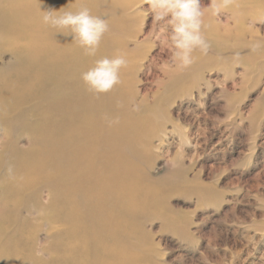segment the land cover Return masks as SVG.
Here are the masks:
<instances>
[{"label": "rangeland", "instance_id": "obj_1", "mask_svg": "<svg viewBox=\"0 0 264 264\" xmlns=\"http://www.w3.org/2000/svg\"><path fill=\"white\" fill-rule=\"evenodd\" d=\"M24 1L0 0V82L14 75L29 41L20 22L27 17L18 10ZM126 1L122 42L132 55L124 93L137 125L136 166L146 194L133 216L120 209L119 224L130 236L114 246L132 261L118 264H264V0H237L218 17L206 13L210 48L195 51L185 68L172 63L156 38L160 26L143 0ZM20 102L0 95V264L22 257L11 237L34 249L49 245V224L35 211L48 203L49 184L39 178L14 189L16 167L39 146L30 123L35 100ZM7 251L17 257L8 259Z\"/></svg>", "mask_w": 264, "mask_h": 264}, {"label": "bare ground", "instance_id": "obj_2", "mask_svg": "<svg viewBox=\"0 0 264 264\" xmlns=\"http://www.w3.org/2000/svg\"><path fill=\"white\" fill-rule=\"evenodd\" d=\"M112 2L25 0L19 5V12L27 17L20 22L29 41L20 49L14 75L0 82V95L15 96L21 100L19 105L29 98L35 100L30 123L39 146L34 147L35 153L28 151L30 160H21L16 167L14 189L28 188L40 178L50 190L48 203L35 207L37 217L49 224V245L34 249L20 236L11 237L22 250L17 264H56L54 254L62 264L132 261V254L121 253L114 246L130 236L129 228L119 224L120 209L127 211L125 218L133 216L135 203L146 194L140 191L143 182H139L136 166L137 125L130 119L129 98L124 93L126 67L120 70L121 83L99 96L89 92L81 79L97 59L121 54L128 60L132 55L122 42L127 1ZM81 7L109 24L95 57L84 55L71 36L42 22L44 11L54 10L59 15ZM115 11L119 15L111 19L109 15ZM54 223L61 226L57 233L53 232ZM4 256L15 258L17 253L7 251Z\"/></svg>", "mask_w": 264, "mask_h": 264}, {"label": "clouds", "instance_id": "obj_3", "mask_svg": "<svg viewBox=\"0 0 264 264\" xmlns=\"http://www.w3.org/2000/svg\"><path fill=\"white\" fill-rule=\"evenodd\" d=\"M237 0H210L207 6L201 0H143L148 6L154 25L160 26L157 39L171 52V61L178 67L190 66L193 53L199 50L207 54L210 45L203 33L206 13L218 17L235 5ZM42 22L65 36L83 49L84 55L95 57L104 35L109 32L105 18L94 16L87 7L77 11H65L57 15L54 10L44 11ZM127 59L117 54L112 58L97 59L94 66L81 74L87 90L97 96L106 94L121 83L120 70L127 67ZM133 110L139 108L134 106ZM12 166L7 168L9 176Z\"/></svg>", "mask_w": 264, "mask_h": 264}]
</instances>
